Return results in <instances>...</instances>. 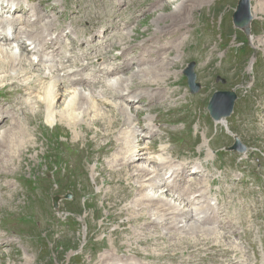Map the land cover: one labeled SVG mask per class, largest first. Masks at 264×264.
Returning a JSON list of instances; mask_svg holds the SVG:
<instances>
[{"label": "bare ground", "instance_id": "bare-ground-1", "mask_svg": "<svg viewBox=\"0 0 264 264\" xmlns=\"http://www.w3.org/2000/svg\"><path fill=\"white\" fill-rule=\"evenodd\" d=\"M51 1L27 0L24 7L23 0H0V92L7 96V87H10L15 96L8 102L11 107L9 111L4 99H0V103H4L0 109V209L5 208L10 219L24 220L23 216L14 214L20 213L24 205L29 206L38 196L27 185V174L20 170L17 161L23 160L24 152L37 148L34 141L47 140L49 135L46 130L53 132L54 129L66 127L79 140L80 146L86 145L91 151L88 159L83 150L70 147L75 156V168L71 174L80 172L76 171L80 155H85L88 164L83 170L84 177H72V181L84 188L80 198L88 202L86 206L96 203H103V207L119 206L116 212L97 210L95 222L88 216L83 217L87 232L81 254L87 259L88 252L102 250L100 257L92 254V259L84 261V264H264V259L253 263L246 248H239L237 242L238 239L246 246H252L256 253L259 252L261 245H256L254 238L256 231H259L264 239V226L256 228L244 223L238 219V215L242 211L259 208L260 201L248 199L243 202L239 188L232 186L220 189L217 203L213 205L210 203V194L215 191L212 186L221 179H210L201 167L191 172L194 160L176 164L173 159L162 161L148 157V152H171L177 157L171 149L156 146L158 136L162 140L161 129L153 125L157 119L144 118V115L163 110V106L176 100L178 93L169 90L176 83V77L171 78V75L178 63V55L171 57L173 47L180 49L188 42L183 36L191 33L192 8L203 5V0L194 2L183 18L179 17L180 7L176 8L171 17L182 19L172 21L171 25L175 23L173 27L156 26L141 41L136 35H129L133 47L131 56L127 58L132 48L126 46L127 43L121 44L119 49L123 50V54L115 56L114 62L109 59L111 53L107 49L118 47L115 34L114 43L105 49H97L88 42L87 47L82 48L85 43L83 35L89 34V30L97 27L114 30L113 23L108 25L112 7H100V14L94 10L95 0H88L72 9L68 16L56 9ZM256 1L259 3L262 0ZM36 2L39 7L34 6ZM162 3L167 5L168 2H148L145 10L161 9L164 6ZM11 4L15 5L13 11ZM145 10L137 9L131 19L144 16L142 13ZM257 10L264 12V4L258 6ZM16 12L19 14L16 18L10 15ZM33 13L36 15L31 16ZM5 14L9 16L5 17ZM134 24L132 30L136 31ZM162 24L158 22V25ZM98 34L99 30L96 29L91 36ZM105 35L108 36L107 33ZM66 38L70 40L68 44L64 42ZM163 40L167 41L161 45ZM252 48L255 52L264 50V41L260 45L254 42ZM29 53L38 54L41 60L50 57L47 60L54 61V64L35 70L36 63ZM225 58L224 52L220 58L221 68ZM24 74H31L33 78L21 82L19 79ZM111 77L115 79L109 82ZM52 79L55 81L45 92L44 99L33 97V93L41 92V82ZM73 86H80V90L72 89ZM27 96L31 97L30 102L25 99ZM63 98L65 104L60 107L62 112L55 113L54 117L53 110ZM109 98L115 103L109 102ZM99 102L112 105L114 110L99 111L92 123L84 127L88 132L85 142L81 130L77 128L79 119H82V114L86 119L88 114L97 111L95 103ZM77 107L82 112L74 113L73 109ZM117 110L121 111L122 117L116 114ZM58 116H64L70 127L60 124L56 120ZM39 117H44L45 121H35ZM144 136L153 138L146 146ZM5 138L7 143H4ZM67 141L65 136L61 138V143L66 146ZM24 144L26 149L22 150ZM76 144L74 140L73 145ZM14 147L21 149L13 154ZM52 147L48 146L50 154ZM116 148L119 152L110 162L99 155L103 149L112 151ZM91 164H95L93 168H89ZM225 180L230 182L232 179L226 177ZM121 184L124 185L119 187ZM17 185L26 186L27 191L20 196L15 195ZM43 196H50L47 189H43ZM123 217L125 220L119 222ZM116 225L118 230L112 233L111 228ZM5 229L9 231L8 235L1 234ZM102 229L109 231L110 237L107 239L111 241V246L103 244V248L96 247L103 243L106 236L99 233ZM35 238L27 233H18L9 225L5 227L0 220L1 264L20 261V247H24L27 254L39 252L37 246L40 244L33 240ZM81 239L78 232L72 240L79 244ZM197 239L199 242L194 245ZM178 241H191L184 248L194 246L175 254L178 250L172 246ZM151 242V248L157 251L144 249ZM28 260L26 264L44 261L39 255Z\"/></svg>", "mask_w": 264, "mask_h": 264}, {"label": "rangeland", "instance_id": "rangeland-1", "mask_svg": "<svg viewBox=\"0 0 264 264\" xmlns=\"http://www.w3.org/2000/svg\"><path fill=\"white\" fill-rule=\"evenodd\" d=\"M187 1V2H186ZM251 4V12L253 16V20L250 25V35H247L244 31L237 29L233 24V17L234 14L239 6L240 0H203V5L197 6L194 9L192 8V5L194 2L197 3V0H167L164 6L160 9L151 8L150 10H145L148 7L147 0H95L96 7H94V10L102 14V10H100V7L103 6L106 7H113L114 5H117L120 8V11L118 13L112 12L110 16V20L108 22V25L110 26L111 23H113L114 32L116 35V43H118V49L121 44L127 43L126 46H130L132 48L129 53H127V58L131 56L133 52V47L129 41V35L131 36H137L140 41L144 39V37L150 32V30H153L158 27H169L172 21H178L181 20L186 12L192 8L191 15H189L192 18V21L194 22V27L196 29L199 28V19L201 20L202 28L206 26L207 23L208 26L206 28V31H203L204 29H201V35L202 39L200 40L201 48H205L207 44V40L210 41L211 44H215L217 48L220 47V49L224 52V49H230L231 51H240L242 50L244 53V59L239 62L238 67L231 70L232 68H228L223 66V68H220L217 65V62L213 63L211 66L203 70V66H199L201 63V60L197 57H189L188 54V48L187 45H182L180 49H177L175 46L173 47V54L171 57H175L178 55V63L177 67L172 72L171 78L176 77L177 75H180V81L181 85L183 87V91L189 95L191 100L193 101L194 109L199 108L201 109V118L198 121L196 118L194 119V122H196L195 128L199 130V141L201 142L200 145L205 144L206 150L212 154L215 152L214 150L210 149L209 147V140L205 138V131H210L211 138L213 137V146H216L220 149L224 145L228 146L229 144L232 146L235 142L238 141L239 145L243 147L246 151L244 154L246 157H251L255 161L259 162L260 164H263L264 160V133L262 135L257 136L256 133H250L246 132L245 127L249 126V121L255 120L257 122V113L258 111L254 108L256 107V103L259 100L258 93L255 92L257 89L260 92V95L264 92V75L260 73L257 69L263 68L264 69V50L260 52H255L252 48L254 42L260 45L264 41V12L257 10V7H261L262 4H264V0L257 3L256 0H249ZM139 3L142 5L140 9L145 10L142 14L144 16H147L146 18L142 19L139 26L136 27V31L132 30V26L135 22V19H131L137 9H135L133 12L129 14V16H125V13L128 11L129 7L127 3ZM147 2V3H145ZM151 2V1H149ZM160 2V0H159ZM62 3V2H61ZM145 3V4H144ZM185 4V5H184ZM189 5V6H188ZM191 5V6H190ZM75 6H71V8L65 12L64 14H67L69 16L70 11L74 9ZM180 7L181 13L179 15L178 20L175 19L176 16L171 17L175 12H173L176 8ZM56 9H59L57 6ZM139 9V8H138ZM188 9V10H187ZM257 10V15L255 14ZM183 11V12H182ZM169 15V16H168ZM182 15V16H181ZM197 17V18H196ZM170 19H172L170 21ZM170 21V22H168ZM158 22H162V25H158ZM204 22V23H203ZM169 25V26H168ZM175 25L172 24L173 27ZM192 27V26H191ZM190 27V31H191ZM132 30V31H131ZM189 31V32H190ZM191 33L185 34L183 38L187 41L191 38ZM194 37L197 39L196 43L198 44V50L204 52V50H201L199 48V37L197 34H194ZM165 41H161V45H164ZM124 47V46H123ZM121 50V54H123V50ZM234 52V53H235ZM114 57L111 55L109 57L112 62H114ZM184 61L183 63L181 61ZM232 62H236V59L234 57H231L230 59ZM195 64L194 67V73L196 74V82L200 85V88L198 89L197 93H191V90L188 86V77L186 76V68L190 64ZM1 72V71H0ZM185 83H184V80ZM173 82V80H171ZM80 90V88L78 89ZM234 91L238 95V101L236 102L234 113L231 117L224 119L223 122H215L210 118V115L207 110V106L209 103V100L211 96L217 92V91ZM87 94V93H86ZM89 94V93H88ZM9 94L6 96V100L4 101L6 103V109L9 111L11 109L10 105H8L9 100L15 98V96L12 94L10 97H8ZM264 102V97H263ZM86 102H84L85 104ZM4 103H0V109L4 106ZM64 102V98L62 101L58 103L56 106L53 116L55 117V113L62 112V107ZM98 103H95V105ZM67 105V101H66ZM245 105L244 109L243 106ZM85 107V105H84ZM97 111L92 112L85 116L82 114V116L79 119V125H77V128L81 130V135L83 136V140L86 142L88 139V132L84 129L87 124L92 123V120L94 117L97 116L99 111L103 112L106 111L104 109H101L99 107V104L96 105ZM80 110V111H79ZM103 110V111H102ZM74 113L82 112L80 107H77L76 109H73ZM120 117L123 116L121 111L119 110L116 112ZM150 114L149 112L146 113V115ZM239 114L238 118L237 115ZM236 123H232V121H235ZM56 120L65 126L70 127L67 124L66 118L63 117H57ZM192 119H190L191 121ZM35 121H45L44 117H39ZM263 123V122H262ZM137 122H135V125ZM34 126H38L35 125ZM33 126V127H34ZM217 126L221 127V130L223 131V136L221 135V130L218 131ZM72 128V127H71ZM125 130H129L128 128H125ZM7 131H9L7 126ZM46 133L49 135L47 140L45 138L35 142L37 148H33L32 150H29L28 152H24L22 154L23 160L17 161V165L20 168L21 171H23L25 174H27V179L33 176H37V179H33L30 181V183H37L47 181L46 179L49 177V181L47 183L49 184L48 187H43V189H47V191L50 193L49 197H38L37 200L35 199L36 205L34 206L33 203H31V200L28 201L30 204L28 206L24 205L20 209V213H15L14 216H23L25 218H28L29 220H33L36 222V226L33 230L29 232V229L21 230L22 233H27L33 235L36 237L33 239L36 243H39L40 245L37 246V249L39 252L33 254H27L25 253V248L20 247V253H19V259L18 262H13L12 264H26L28 258L33 259L35 256L39 255L40 258L44 261L37 263V264H84V261H90L92 259V254H98V256H101L102 250L97 249L96 251H91L86 254L88 257L87 259L84 258V256L81 254V249L86 243V232H87V225L83 220V217H90L92 218V221H97L95 217H97L98 213H96L97 210H106L109 212H116V208L119 207L118 205H107L103 207V203H96L95 205H88L86 206L85 200L83 198H80V193L84 190L82 185L79 187V185L72 181L73 176L78 177H84V168L88 166L85 162V158L82 156L81 161V169H76V171H80L78 174L70 175L71 170L75 168V166L67 165L66 171L64 172V165L63 161L65 160V155L67 152H70L68 147H74L76 150L81 149L83 152L89 151L90 157H91V151L90 148L86 145L84 147L80 146L79 140L76 138V136L70 132H68L67 128L60 130H54L51 132V130H46ZM17 135V134H16ZM67 138V147L64 146L65 144L61 143V138ZM119 137V134H118ZM116 139V138H115ZM223 140L224 144L219 146L216 144L215 141ZM74 140H76L77 143H79L77 146L73 145ZM2 142V141H0ZM233 142V143H232ZM4 143H7V138H5ZM146 143H149V140H146ZM232 143V144H231ZM2 144V143H1ZM47 145H53V155L49 156L47 155ZM146 145V144H145ZM199 145V146H200ZM199 146L193 150H197ZM230 147V146H229ZM22 150L26 149V145L24 144L21 146ZM20 147H14L13 154H16L20 149ZM251 149L254 150V152L258 151V153L255 156H250L248 154V151ZM228 149L225 148V152H227ZM119 152V149H103L99 152V155L106 161L110 162L112 158H114ZM197 152H200V149L197 150ZM234 152V151H232ZM237 155H241L242 153L234 152ZM27 156V157H26ZM88 157V159H90ZM31 158V159H30ZM55 162L56 165L53 167L51 164L46 163L47 161ZM29 161L30 164L27 162ZM57 165H61L62 167V175L60 178L57 177V175L53 174V171L57 168ZM95 164L89 165V168H93ZM84 167V168H82ZM49 171H51L49 173ZM49 173V174H47ZM64 174V175H63ZM52 180H55V185ZM90 180L91 176H90ZM84 183V181L82 182ZM124 184L118 185L119 187H122ZM27 191V188H23L22 186L17 185V191L15 192V195L20 196L24 194ZM35 194V191H34ZM36 195V194H35ZM71 196V199H67V196ZM55 197H59V201L57 203V207L55 208L53 205V201ZM72 201V203L70 202ZM34 207V208H33ZM83 207V210L79 211L80 208ZM33 210L31 211V209ZM76 212H80L83 214L82 217L79 218V215L76 214ZM54 215H58V218L61 220H66V222L72 223V229H67L70 231V236L67 237L61 236V234H57L53 231V228H47L45 226V221H51L49 219L57 220L55 217H52ZM127 215V214H126ZM128 216V215H127ZM9 216L7 215V211L4 209H0V220L3 222L5 219H7ZM238 219L243 221L244 223L251 224L256 228L264 226V222H261L262 219H264V209L261 207L249 210V211H242L238 215ZM16 220V219H15ZM79 220V222H78ZM125 220V217L120 218L119 222H123ZM6 220L4 221V223ZM57 226V224L54 222V227ZM14 227V226H11ZM39 230L37 231V229ZM14 229V228H13ZM116 230H118V225L111 228V232L115 233ZM37 231V232H36ZM79 232L82 236L81 243H76L72 239L76 236ZM36 232V233H35ZM73 232V233H72ZM156 232V230H155ZM99 233L105 234V238L103 240V243L97 244L96 247H102L103 244H106L107 246H111L112 243L107 238L110 237L109 231L102 229ZM104 237V235H103ZM160 238L158 239L159 242ZM197 242L199 240H196V243L194 245H197ZM203 242V241H202ZM190 242L184 243L183 241H178L177 244H174L172 247L174 250H178L175 252V254H181L184 251H187V249H192V247L184 248V246H188ZM152 242L149 243L144 247V249H150V251L154 252L157 251L153 248ZM103 248V247H102ZM172 248V249H173ZM41 249V251H40ZM78 249V250H77ZM171 249V250H172ZM185 249V250H184ZM41 252V253H40ZM161 253V251H160ZM18 256V253H15ZM6 256H9L7 254ZM22 256H26L21 259ZM48 258L46 259V257ZM75 256V258H74ZM24 259V260H23ZM0 260H2V257H0ZM1 264V261H0ZM32 264V262H30Z\"/></svg>", "mask_w": 264, "mask_h": 264}, {"label": "water", "instance_id": "water-1", "mask_svg": "<svg viewBox=\"0 0 264 264\" xmlns=\"http://www.w3.org/2000/svg\"><path fill=\"white\" fill-rule=\"evenodd\" d=\"M236 24L239 27L247 26L251 21L250 5L248 0H243L237 12ZM235 95L232 93H219L215 95L211 104L210 111L216 120H220L223 117L229 116L233 110V104L235 100ZM222 99H225L226 106L221 110L219 103Z\"/></svg>", "mask_w": 264, "mask_h": 264}]
</instances>
